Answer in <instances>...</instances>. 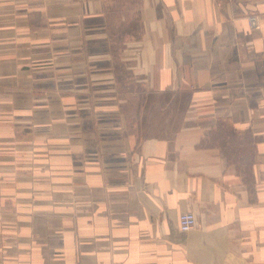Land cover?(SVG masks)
Here are the masks:
<instances>
[{"label":"crops","instance_id":"obj_1","mask_svg":"<svg viewBox=\"0 0 264 264\" xmlns=\"http://www.w3.org/2000/svg\"><path fill=\"white\" fill-rule=\"evenodd\" d=\"M0 264H264V0H0Z\"/></svg>","mask_w":264,"mask_h":264},{"label":"built area","instance_id":"obj_2","mask_svg":"<svg viewBox=\"0 0 264 264\" xmlns=\"http://www.w3.org/2000/svg\"><path fill=\"white\" fill-rule=\"evenodd\" d=\"M248 26L251 30H259L260 23L256 16L248 17ZM197 226V218L192 212H185L179 216V227L183 232L192 230Z\"/></svg>","mask_w":264,"mask_h":264},{"label":"bare ground","instance_id":"obj_3","mask_svg":"<svg viewBox=\"0 0 264 264\" xmlns=\"http://www.w3.org/2000/svg\"><path fill=\"white\" fill-rule=\"evenodd\" d=\"M193 229H195V228H193ZM193 229H192V230H193ZM179 230H180L181 232H183V231L180 229V227H179ZM192 230H190V231H192ZM190 231L183 232V233H188V232H190Z\"/></svg>","mask_w":264,"mask_h":264}]
</instances>
